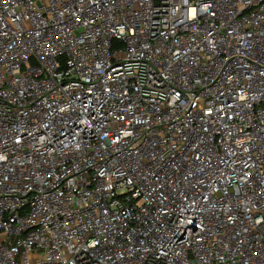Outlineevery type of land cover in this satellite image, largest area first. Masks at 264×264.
I'll list each match as a JSON object with an SVG mask.
<instances>
[{
  "label": "built area",
  "instance_id": "2783aa9c",
  "mask_svg": "<svg viewBox=\"0 0 264 264\" xmlns=\"http://www.w3.org/2000/svg\"><path fill=\"white\" fill-rule=\"evenodd\" d=\"M0 264H264V0H0Z\"/></svg>",
  "mask_w": 264,
  "mask_h": 264
}]
</instances>
